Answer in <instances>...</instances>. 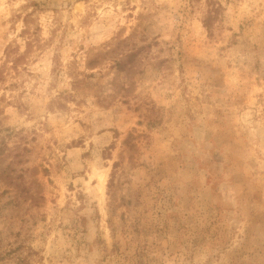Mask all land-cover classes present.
<instances>
[{"label": "rangeland", "instance_id": "obj_1", "mask_svg": "<svg viewBox=\"0 0 264 264\" xmlns=\"http://www.w3.org/2000/svg\"><path fill=\"white\" fill-rule=\"evenodd\" d=\"M0 264H264V0H0Z\"/></svg>", "mask_w": 264, "mask_h": 264}]
</instances>
